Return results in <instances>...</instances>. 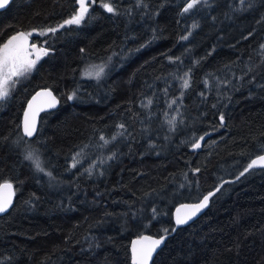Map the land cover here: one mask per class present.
I'll return each mask as SVG.
<instances>
[{
	"label": "trees",
	"instance_id": "1",
	"mask_svg": "<svg viewBox=\"0 0 264 264\" xmlns=\"http://www.w3.org/2000/svg\"><path fill=\"white\" fill-rule=\"evenodd\" d=\"M102 2L62 28L74 0H12L0 11V45L25 32L47 50L0 100V183L15 189L0 216V264H130L133 238L171 232L177 204L218 186L152 264H264V168L236 179L264 153V0H208L187 13L189 0H114V13ZM93 66L104 67L100 79L84 75ZM42 88L60 103L28 140L21 114Z\"/></svg>",
	"mask_w": 264,
	"mask_h": 264
},
{
	"label": "snow or ice",
	"instance_id": "2",
	"mask_svg": "<svg viewBox=\"0 0 264 264\" xmlns=\"http://www.w3.org/2000/svg\"><path fill=\"white\" fill-rule=\"evenodd\" d=\"M9 3V0H0V8H4ZM76 3L79 4V9L71 16V18L65 20L63 24L59 25V27H64V25H79L84 19L86 14L89 13V7L86 3V0H76ZM208 0H189L186 3V6L183 8V12L187 13L191 9H193L198 4H205L207 5ZM241 3H244V0H241ZM114 0H104L102 2L101 7H103L107 12L114 13L116 9L113 7ZM197 27V25H193V28ZM57 28H50L46 31L48 32H56ZM40 35H45L46 32H40ZM31 33L20 32L12 37L4 43L0 45V100L5 99L10 94V87H14L16 80L14 78L22 77L26 73H30L36 66V63L41 58L42 55H47V50L40 47L37 48L35 44L31 45V51H29L28 46V37ZM191 35V32L188 34ZM182 40H187L188 36H182ZM261 49L264 50V44L261 45ZM83 51V49H81ZM35 54V59L29 58L31 55ZM110 59V58H109ZM171 59V58H170ZM179 59V57L175 58ZM95 71L93 70H86L84 75L87 77H94L96 79H100L102 73L104 72L103 66H93ZM190 73L191 69L185 73V77L183 78L182 88L187 89L190 86ZM78 90H74L72 93L68 95V100H73L77 95ZM183 95V91L181 92V96ZM46 96L49 97V101L46 103L48 108H54L56 106L57 100L56 97L52 95L50 91L46 92H38L36 96L32 97V100L29 101L28 109L24 113V126L23 132L24 136L33 137L34 133L37 131L36 125V113L39 109L33 110L34 102L37 100L38 97ZM177 100H172L169 104V107H172L173 104H176ZM149 104H151V100H149ZM175 121V117L169 121L170 124H173ZM220 122L221 126L224 125V115L223 113L220 115ZM123 128V125L119 126ZM123 135V133H120ZM207 135V134H205ZM115 139V137H113ZM101 140H104V143L107 144L108 141L101 137ZM204 140V136L199 137V139L195 140L192 143L191 147L193 149H199L201 145V141ZM84 147H87L85 145ZM83 151V149L81 150ZM80 152H77L73 156V163L72 167H76L77 163H79L77 157L80 156ZM26 160H30L35 165V168L39 172H44L45 169L41 165V161L39 156L34 152L30 151L24 157ZM112 159V157H109ZM103 162V161H101ZM254 167H264V155H258L255 159L251 160V163L247 165L246 168L240 173L236 179L238 180L241 176H244L250 169ZM89 175H91L90 170ZM195 172H198L199 169H195ZM47 175H51V173H46ZM220 188L217 187L216 191H219ZM14 195V189L12 183L4 182L0 184V213L6 212L12 204V196ZM215 195V192H209L207 195L203 196V199L200 200L198 203L192 204H185L181 205L180 208L177 209V216H176V225H184L193 217H195L198 213L201 212L202 209L208 206L209 200L212 196ZM183 210V211H182ZM155 212V209L153 210ZM176 229H172L175 231ZM167 229L165 230V234L167 235ZM165 236H161L159 239H152L151 237H141V240H146L149 243L147 245L141 246L139 249L136 245L139 241H133V264H149V260L152 257L153 252L159 247L162 242L166 238Z\"/></svg>",
	"mask_w": 264,
	"mask_h": 264
},
{
	"label": "water",
	"instance_id": "3",
	"mask_svg": "<svg viewBox=\"0 0 264 264\" xmlns=\"http://www.w3.org/2000/svg\"><path fill=\"white\" fill-rule=\"evenodd\" d=\"M12 0H9V3L11 2ZM75 1V5H76V7H77V10L79 9V4L78 3H76V0H74ZM90 0H86V3H88ZM9 3L4 7V8H0V11H2V10H4L8 5H9ZM76 10V11H77ZM29 43H30V38L28 37V45H29ZM46 91H50L51 93H52V95L53 96H55L56 97V100H57V103H56V106L54 107V108H48L47 106H46V103L49 101V97H46V96H41V97H38L37 98V100L34 102V105H33V110H37V109H39L38 111H37V113H36V125H37V129H38V123H39V117H40V115L42 114V113H45V112H50V111H53V110H55V109H57L58 108V106H59V99H58V97L50 90V89H47V88H42V89H39V90H37V91H35L29 98H28V100L26 101V103H25V105H24V108H23V111H22V114H21V118H20V131H21V134H22V136L24 137V138H26V139H28V140H30V139H33L34 137H35V135H36V132L34 133V135H33V137H27V136H24V132H23V126H24V113H25V111L28 109V104H29V101H31L32 100V97L33 96H36V94L38 93V92H46ZM202 143H203V141H201V145H202ZM200 149V148H199ZM199 149H193V148H191V151L192 152H197ZM260 155H264V153H262V154H260ZM257 157V156H256ZM255 157V158H256ZM255 158H253V159H255ZM250 163H251V161H250ZM258 168H264V167H254V168H252V169H258ZM251 170V169H250ZM4 182H2V183H0V184H3ZM10 183V182H9ZM219 188H220V186H218ZM13 189H14V187H13ZM216 189H217V187L215 188V189H213V190H211V192H215V194H216ZM210 192V191H209ZM208 192V193H209ZM208 193H206L205 195H207ZM213 197V196H212ZM211 197V198H212ZM211 198H210V200H209V203H208V206L207 207H205L204 209H202L201 210V212L200 213H198L195 217H193L191 220H189L186 224H184V225H180V226H177L176 225V216H177V209L178 208H180L181 207V205H185V204H192V203H198L200 200H202L203 199V196L199 199V200H197V201H195V202H182V203H179V204H177L176 206H175V208L173 209V211H172V222H173V229H179V228H183V227H185V226H188V225H190L191 223H193L195 220H197L202 214H204V212L208 209V207H209V205H210V201H211ZM14 200H15V189H14V195L12 196V204H11V206L9 207V209L6 211V212H4V213H0V216H3L4 214H6L11 208H12V206H13V204H14ZM183 211V210H182ZM176 230L175 231H171V232H168L167 233V235L165 234V233H163V234H161L160 236H152V235H148V234H143V235H141V236H138V237H135V238H133L132 240H131V242H130V244H129V262H130V264H133V241H139V243L136 245V247L139 249L141 246H143V245H147L149 242L148 241H146V240H141V237H151L152 239H159L161 236H165L166 235V238H165V240L162 242V244L159 246V247H157L156 248V250L153 252V254H152V257L150 258V260H149V264H152V261L154 260V258H155V256H156V254L160 251V249L164 246V244L166 243V241L168 240V238H170L175 232H176Z\"/></svg>",
	"mask_w": 264,
	"mask_h": 264
},
{
	"label": "rangeland",
	"instance_id": "4",
	"mask_svg": "<svg viewBox=\"0 0 264 264\" xmlns=\"http://www.w3.org/2000/svg\"><path fill=\"white\" fill-rule=\"evenodd\" d=\"M33 44H35L36 46H37V44L36 43H32V42H30L29 43V51H31V45H33ZM3 45V44H2ZM39 46V45H38ZM29 58H31V59H35V54H33V55H31ZM41 58H42V56H41ZM40 58V59H41ZM40 59L38 60V62L40 61ZM38 62L36 63V65L38 64ZM36 67V66H35ZM35 69V68H34ZM33 69V70H34ZM33 70L30 72V73H26L24 76H22V77H18V78H14V80H16V83H15V86L14 87H10V94L13 92V90L19 85V84H21V83H23V82H25V81H27V80H29L30 79V77H31V74H32V72H33ZM9 94V95H10ZM8 95V96H9Z\"/></svg>",
	"mask_w": 264,
	"mask_h": 264
},
{
	"label": "flooded vegetation",
	"instance_id": "5",
	"mask_svg": "<svg viewBox=\"0 0 264 264\" xmlns=\"http://www.w3.org/2000/svg\"><path fill=\"white\" fill-rule=\"evenodd\" d=\"M31 42H32V41H31ZM5 43H6V42H5ZM40 47H41V46H38V45H37V48H40ZM45 56H46V55H42V58H44ZM42 58H41V59H42ZM41 59H40V60H41Z\"/></svg>",
	"mask_w": 264,
	"mask_h": 264
},
{
	"label": "bare ground",
	"instance_id": "6",
	"mask_svg": "<svg viewBox=\"0 0 264 264\" xmlns=\"http://www.w3.org/2000/svg\"><path fill=\"white\" fill-rule=\"evenodd\" d=\"M29 38H30V42L32 41V39H31V37L29 36ZM143 167V166H142Z\"/></svg>",
	"mask_w": 264,
	"mask_h": 264
}]
</instances>
